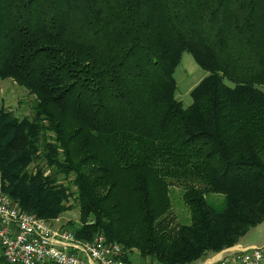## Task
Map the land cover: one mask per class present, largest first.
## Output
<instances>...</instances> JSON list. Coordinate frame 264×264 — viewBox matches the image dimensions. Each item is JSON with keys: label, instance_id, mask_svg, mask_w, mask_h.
<instances>
[{"label": "trees", "instance_id": "1", "mask_svg": "<svg viewBox=\"0 0 264 264\" xmlns=\"http://www.w3.org/2000/svg\"><path fill=\"white\" fill-rule=\"evenodd\" d=\"M184 52L208 72L188 105ZM5 79L35 96L31 118L0 107L21 211L54 225L77 209L62 229L157 264H196L264 221V0H0Z\"/></svg>", "mask_w": 264, "mask_h": 264}, {"label": "built area", "instance_id": "2", "mask_svg": "<svg viewBox=\"0 0 264 264\" xmlns=\"http://www.w3.org/2000/svg\"><path fill=\"white\" fill-rule=\"evenodd\" d=\"M0 256L12 264H157L134 262L121 245L108 243L103 234L81 239L72 231L21 211L3 190L1 172ZM210 264H264V243L225 251Z\"/></svg>", "mask_w": 264, "mask_h": 264}, {"label": "rangeland", "instance_id": "3", "mask_svg": "<svg viewBox=\"0 0 264 264\" xmlns=\"http://www.w3.org/2000/svg\"><path fill=\"white\" fill-rule=\"evenodd\" d=\"M207 75L208 72L197 64L193 55L189 52H184L181 63L175 73V77L178 82L177 97L186 105L191 104V90ZM34 105L35 96L31 95L25 88L20 87L11 79L0 80V107L13 112V114L17 117L31 118L34 113ZM71 179H73V177H71ZM171 196L173 203L171 215L175 217V223H188L191 218V213L188 205L182 198V190L178 187L172 188ZM70 220L74 221V223H79V213L77 209H73L72 211L63 214L57 221L54 222L53 226L58 228L64 225L68 228L67 224ZM66 230L72 231L71 228ZM253 233H255V230H252V232L248 234V237H252L251 235ZM241 242L243 243V237ZM130 257H132V259L134 258V262L137 260L138 262H142L139 254H134L133 252Z\"/></svg>", "mask_w": 264, "mask_h": 264}, {"label": "crops", "instance_id": "4", "mask_svg": "<svg viewBox=\"0 0 264 264\" xmlns=\"http://www.w3.org/2000/svg\"><path fill=\"white\" fill-rule=\"evenodd\" d=\"M252 230H255V233H253L251 235L252 237H248V234H250L252 232ZM241 239H240V242L236 246H233L231 248H227V249H225L219 253H211L203 261H199L196 264L213 263V262L217 261L218 259H220L222 256H224V252L228 251V250H234V249L245 248V247H250V246H255V245H261L262 243H264V221L261 224L251 228L249 230V232L243 236V243L241 242ZM134 254H138V253L135 252ZM131 259H132V257H131ZM135 262H138V260Z\"/></svg>", "mask_w": 264, "mask_h": 264}]
</instances>
